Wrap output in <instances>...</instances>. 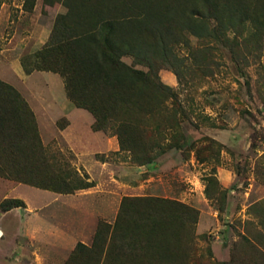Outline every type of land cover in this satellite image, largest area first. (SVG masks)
Wrapping results in <instances>:
<instances>
[{
    "label": "rangeland",
    "instance_id": "obj_1",
    "mask_svg": "<svg viewBox=\"0 0 264 264\" xmlns=\"http://www.w3.org/2000/svg\"><path fill=\"white\" fill-rule=\"evenodd\" d=\"M64 11L46 0H0V75L39 109L48 164L69 179L85 174L93 187L67 201L13 181L12 189L0 186V202L45 203L47 222L68 235L60 245L23 242L13 237L17 219L0 211V264H77L75 245L89 247L97 229L98 245L107 241L110 228L103 225L111 227L118 214L129 221L153 213L185 220L169 264H264V36L245 23L217 39L188 35L186 45L173 47L177 61L155 72L173 94L169 107L182 113L185 141L138 166L118 152L114 136L91 129L85 110L68 118L41 110L42 95H65L62 81L51 72L27 78L20 60L47 43ZM122 61L146 71L128 57Z\"/></svg>",
    "mask_w": 264,
    "mask_h": 264
},
{
    "label": "trees",
    "instance_id": "obj_2",
    "mask_svg": "<svg viewBox=\"0 0 264 264\" xmlns=\"http://www.w3.org/2000/svg\"><path fill=\"white\" fill-rule=\"evenodd\" d=\"M46 1L65 11L53 19L47 43L20 60L25 75L57 74L67 99L92 116L91 129L114 136L118 152L138 166L185 141L177 120L182 113L169 107L173 94L155 72L177 61L173 47L186 45L188 35L217 39L245 23L264 36V0ZM125 57L146 71L125 64ZM45 154L29 106L0 80V178L56 194L93 187L85 174H59ZM22 206L3 199L0 211ZM183 225L181 217L162 221L153 213L128 221L118 214L111 227L103 225L110 228L107 241L98 245L97 229L91 245L77 243L72 254L81 256L77 264H169Z\"/></svg>",
    "mask_w": 264,
    "mask_h": 264
},
{
    "label": "crops",
    "instance_id": "obj_3",
    "mask_svg": "<svg viewBox=\"0 0 264 264\" xmlns=\"http://www.w3.org/2000/svg\"><path fill=\"white\" fill-rule=\"evenodd\" d=\"M28 77L29 75L27 76V78ZM0 80L11 85L21 95V97L25 100V102L27 103V105L29 106L30 110L32 111L35 117V122L37 124V131L40 130V124L37 120V113H38L37 110L39 109H37L36 106L31 104V102L23 94L21 89H17L16 87H14L13 82L5 79L1 75H0ZM58 98L56 99V97H54L53 95L47 97L42 95L40 102L41 110L45 111L44 113L50 112L52 110H56L57 113H60L61 115L65 114L67 118L70 115V113L74 112L75 110L84 111L82 109L71 107V104L66 99L65 95H63V97H58ZM7 185L11 186L10 189L16 187L12 184L11 181L0 178V186L4 187ZM30 188L38 192H45L49 194L51 198L58 200L63 198L64 200L68 201V199L74 197V195H70V194H56L53 192H49L33 187ZM11 199H18L23 203L22 207L12 208L9 211L3 212L4 214L13 215V217H15L19 223L17 231L13 233L14 238L20 237L22 238L23 242L29 244L39 243L43 241L50 244L60 245L65 242L68 236L67 233L66 232L64 233L63 230L60 229V227L57 228V226H54L53 224L47 222V215L43 212V210L46 207L45 203L38 206H30L29 203L25 200L15 197H11Z\"/></svg>",
    "mask_w": 264,
    "mask_h": 264
}]
</instances>
